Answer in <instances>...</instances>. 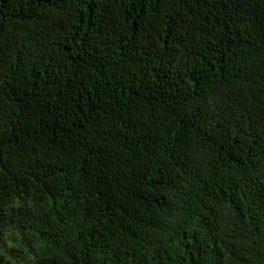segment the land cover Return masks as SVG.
Masks as SVG:
<instances>
[{
	"label": "trees",
	"instance_id": "trees-1",
	"mask_svg": "<svg viewBox=\"0 0 264 264\" xmlns=\"http://www.w3.org/2000/svg\"><path fill=\"white\" fill-rule=\"evenodd\" d=\"M7 233L24 264H264V0H0Z\"/></svg>",
	"mask_w": 264,
	"mask_h": 264
},
{
	"label": "rangeland",
	"instance_id": "rangeland-1",
	"mask_svg": "<svg viewBox=\"0 0 264 264\" xmlns=\"http://www.w3.org/2000/svg\"><path fill=\"white\" fill-rule=\"evenodd\" d=\"M17 242L13 238L11 233H7L3 246H0V252L6 256L13 264H24L23 256L20 252L16 250ZM7 249H11V252H8ZM13 254H17L16 256H12Z\"/></svg>",
	"mask_w": 264,
	"mask_h": 264
}]
</instances>
